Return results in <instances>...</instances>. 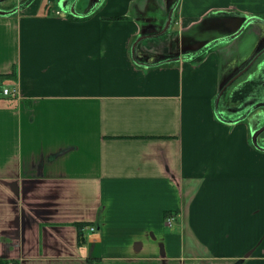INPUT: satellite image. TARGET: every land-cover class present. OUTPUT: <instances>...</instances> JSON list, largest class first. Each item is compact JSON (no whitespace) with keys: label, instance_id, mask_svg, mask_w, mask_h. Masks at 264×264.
<instances>
[{"label":"crops","instance_id":"obj_1","mask_svg":"<svg viewBox=\"0 0 264 264\" xmlns=\"http://www.w3.org/2000/svg\"><path fill=\"white\" fill-rule=\"evenodd\" d=\"M75 1L0 0L17 8L0 14L3 264H264V150L236 121L264 101V53L216 103L260 27L136 63L132 45L164 23L167 0H77L80 15ZM221 15L264 19V0H180L178 30L139 52L165 54ZM170 217L179 232H166ZM75 222H89L82 244ZM109 231L135 243L104 251Z\"/></svg>","mask_w":264,"mask_h":264},{"label":"water","instance_id":"obj_2","mask_svg":"<svg viewBox=\"0 0 264 264\" xmlns=\"http://www.w3.org/2000/svg\"><path fill=\"white\" fill-rule=\"evenodd\" d=\"M61 5L64 7L66 5L67 0H59ZM101 0H91V8H93L98 2ZM180 0H167L166 4V16L163 24H159V29H142L140 35L134 41L132 45V55L136 63H147L150 58L154 60L157 64L163 62H172L179 60L182 56L190 57L193 54L198 53L212 42L222 40V41H230L239 35H241L246 27L249 24H256L260 27V36L258 37L257 42L253 46L250 53L246 56V58L238 64L236 71L232 73H226L222 76L219 93L216 98V103L218 104L221 96L228 90V88L233 84V82L248 71L252 65H254L260 56L264 53V19L258 16H246V15H229V16H212L205 18L200 24L198 30L201 32L213 30L216 34L211 38H196L191 37V41L187 43L186 36L188 33H181V35L175 38L176 43V52L174 54H156L150 51H142L139 52L138 45L141 41L162 36V35H172L174 31H170L173 22H174V12L177 9ZM77 0L71 5L70 12L74 15H80L79 11L76 10ZM17 8L6 11L0 9V14L7 15L15 12ZM157 16L154 17V20L157 22ZM157 24V23H156ZM260 108L264 109V101L258 102L252 106L244 115H241L236 119V121L247 119L249 121L251 137L253 144L261 150H264V144L261 143L260 136L264 133V124L258 126L257 124H253V119L257 118L259 112H253ZM251 254V251L247 253V256Z\"/></svg>","mask_w":264,"mask_h":264},{"label":"rangeland","instance_id":"obj_3","mask_svg":"<svg viewBox=\"0 0 264 264\" xmlns=\"http://www.w3.org/2000/svg\"><path fill=\"white\" fill-rule=\"evenodd\" d=\"M47 0H43V3L46 4ZM178 25L174 24L173 22V25L170 29V31H176L178 30ZM158 38V37H157ZM157 38H152L151 40H146L148 43H154L156 42ZM264 136V133H262V135L260 136V139H262V137ZM251 142H252V137H251ZM253 143V142H252ZM177 220L176 219H173L172 221V226H167L166 227V232L168 233H176V232H179L180 229L177 227ZM99 225L101 226V228L97 231V232H101L104 230V227H103V221H99ZM95 232H91L89 231V234L93 235ZM103 236V241H102V244L104 246V251H108V252H115V249L119 248V247H125L126 244H130L132 242L135 243V239H132L131 236H128V235H123V236H119V235H115L113 233H111L110 231L107 232L106 234H102ZM101 236V237H102ZM147 240L149 239L148 237H145ZM133 243V244H134Z\"/></svg>","mask_w":264,"mask_h":264},{"label":"flooded vegetation","instance_id":"obj_4","mask_svg":"<svg viewBox=\"0 0 264 264\" xmlns=\"http://www.w3.org/2000/svg\"><path fill=\"white\" fill-rule=\"evenodd\" d=\"M194 35L197 37L198 35H203V37L202 38H204V37H207V38H211L212 36H214V33H212V32H210V33H208L207 31H205V32H200L198 29L195 31V32H193V33H188L187 34V36L185 37L186 38V40L188 41L187 43H189L190 41H191V37H194ZM176 43H174V46L170 49V50H168L167 51V53H165V54H174L175 52H176Z\"/></svg>","mask_w":264,"mask_h":264},{"label":"built area","instance_id":"obj_5","mask_svg":"<svg viewBox=\"0 0 264 264\" xmlns=\"http://www.w3.org/2000/svg\"><path fill=\"white\" fill-rule=\"evenodd\" d=\"M55 13H56L57 15H61V14H62L60 10L55 11ZM2 91H3V93H5L6 95H10V94H12V95H16V94H17L15 90L10 89L9 87H4ZM173 219H174L173 217H170V218L168 219V221H167L168 226H172V225H173V224H172ZM89 229L92 230V231H94V230H95V226H92V227H90Z\"/></svg>","mask_w":264,"mask_h":264},{"label":"trees","instance_id":"obj_6","mask_svg":"<svg viewBox=\"0 0 264 264\" xmlns=\"http://www.w3.org/2000/svg\"><path fill=\"white\" fill-rule=\"evenodd\" d=\"M78 228V240L79 243L82 244L84 240V228L89 224V222H75L74 223ZM0 264H3V262L0 259Z\"/></svg>","mask_w":264,"mask_h":264}]
</instances>
